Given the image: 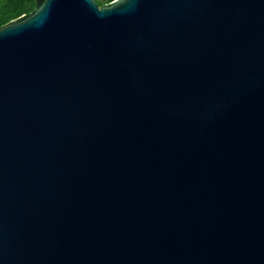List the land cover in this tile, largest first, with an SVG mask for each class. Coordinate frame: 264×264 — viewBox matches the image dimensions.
<instances>
[{
	"label": "water",
	"instance_id": "water-1",
	"mask_svg": "<svg viewBox=\"0 0 264 264\" xmlns=\"http://www.w3.org/2000/svg\"><path fill=\"white\" fill-rule=\"evenodd\" d=\"M0 264H264V0L0 25Z\"/></svg>",
	"mask_w": 264,
	"mask_h": 264
},
{
	"label": "trees",
	"instance_id": "trees-1",
	"mask_svg": "<svg viewBox=\"0 0 264 264\" xmlns=\"http://www.w3.org/2000/svg\"><path fill=\"white\" fill-rule=\"evenodd\" d=\"M99 4L110 0H96ZM36 0H0V25L34 9Z\"/></svg>",
	"mask_w": 264,
	"mask_h": 264
}]
</instances>
